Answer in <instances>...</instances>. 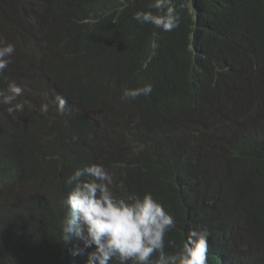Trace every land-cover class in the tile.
<instances>
[{"label": "trees", "instance_id": "16d2710c", "mask_svg": "<svg viewBox=\"0 0 264 264\" xmlns=\"http://www.w3.org/2000/svg\"><path fill=\"white\" fill-rule=\"evenodd\" d=\"M151 3L0 0V39L16 47L0 89L15 81L26 101L0 104V264H87L95 246L73 256L84 245L62 222L67 178L93 164L117 199L151 193L174 216L166 253L202 226L208 264H264V0H171L172 31L133 18L163 14ZM214 11L242 34L208 39ZM176 74L174 102L162 85ZM145 84L152 95L121 102Z\"/></svg>", "mask_w": 264, "mask_h": 264}, {"label": "clouds", "instance_id": "9594fccd", "mask_svg": "<svg viewBox=\"0 0 264 264\" xmlns=\"http://www.w3.org/2000/svg\"><path fill=\"white\" fill-rule=\"evenodd\" d=\"M149 7L164 10L163 14L138 11L133 18L140 24H152L164 31L179 26V17L171 0H153ZM215 13L218 12L212 14ZM242 32L239 19L218 13L208 39L221 35L227 40H235ZM15 52L14 44L0 39V74L13 62ZM176 79L177 74L162 85L167 87V100L174 102L178 98ZM152 92L151 84L124 88L120 99L121 102L136 100L140 96L152 95ZM22 94V86L10 81L6 88L0 89V104L8 105L10 114L23 111L26 101L19 100ZM55 102L63 114L67 100L57 95ZM48 110L47 104L41 106L43 113ZM85 176L91 179L86 180ZM66 183L73 188L65 200L68 211L63 217L62 233L66 242L73 238L83 242L84 247H77L73 256L83 255L85 249L95 246V251L88 254L87 264H110L113 259L119 264H208L211 243L208 244L207 228L197 226L190 229L180 250L175 254L166 253L165 236L176 227L174 216L151 193L142 197L133 194L128 200L117 199L110 188L112 176L102 164L75 169ZM81 224L86 227V235Z\"/></svg>", "mask_w": 264, "mask_h": 264}, {"label": "rangeland", "instance_id": "374dc122", "mask_svg": "<svg viewBox=\"0 0 264 264\" xmlns=\"http://www.w3.org/2000/svg\"><path fill=\"white\" fill-rule=\"evenodd\" d=\"M45 92H48V91H45Z\"/></svg>", "mask_w": 264, "mask_h": 264}]
</instances>
